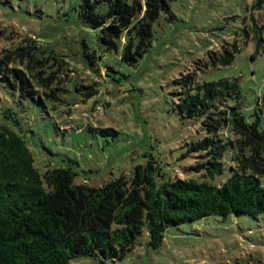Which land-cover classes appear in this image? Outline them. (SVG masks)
<instances>
[{"label": "trees", "instance_id": "obj_1", "mask_svg": "<svg viewBox=\"0 0 264 264\" xmlns=\"http://www.w3.org/2000/svg\"><path fill=\"white\" fill-rule=\"evenodd\" d=\"M141 1L80 0V19L99 31L98 40L107 51H121L123 66H136L153 46L156 27L173 21L164 15H173L171 3L177 0ZM253 10L264 12V0H257ZM263 34L264 24L246 18L241 40L209 51L175 81L181 119L197 120L204 133L192 145L204 158L199 164L207 172L199 178L173 179L159 139L142 152L146 161L131 177L123 174L101 186L79 182L83 172L73 164L40 170L30 148L31 129L11 110H1L0 264H71L80 256L100 257L102 263L123 260L145 233L148 246L158 251L173 227L209 217L263 216L264 97L249 123L239 79L202 82L200 77L231 66L242 51L239 41L247 45L252 38L259 55ZM86 56V66L73 61L91 74L106 69L99 78L113 72L101 64L103 53L88 50ZM68 58L26 39L0 52V83L21 103L68 106L64 97L72 76L63 79L73 65ZM91 84L76 90H90ZM91 131V136L118 135L113 129Z\"/></svg>", "mask_w": 264, "mask_h": 264}, {"label": "rangeland", "instance_id": "obj_2", "mask_svg": "<svg viewBox=\"0 0 264 264\" xmlns=\"http://www.w3.org/2000/svg\"><path fill=\"white\" fill-rule=\"evenodd\" d=\"M256 2H172L173 15L168 12L164 18L173 17V21L156 27L153 46L139 65L131 67L121 64V51H107L98 40L99 31L80 19V0H0V52L34 39L42 49L66 54L73 64L63 78L72 76L64 97L68 106L56 108L48 102L44 109L29 101L21 103L0 83V114L11 110L31 129L30 148L40 170L73 164L83 172L78 181L91 186L123 174L131 177L136 166L146 161L142 152L150 150L156 139L161 141L173 179L202 177L207 173L199 164L204 158L192 145L204 133L197 120L181 119L175 106V81L209 51L241 40L246 18L253 17L263 25L264 12L253 10ZM238 45L242 51L231 66L209 70L200 77L202 82L239 79L244 115L250 123L254 107L264 97V48L255 55L252 38L247 45L242 41ZM88 50L103 53L101 64L113 69L105 79L98 74H105L106 69L91 74L82 67L86 66L84 60L88 62ZM92 82V89L77 92L78 85L88 87ZM79 129L87 133L77 135ZM96 129H113L118 135L91 136ZM90 142L94 145L86 147ZM71 264H264V215L257 219L209 217L173 227L158 251L148 246L145 233L123 260L102 263L100 257L80 256Z\"/></svg>", "mask_w": 264, "mask_h": 264}]
</instances>
